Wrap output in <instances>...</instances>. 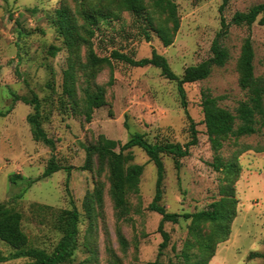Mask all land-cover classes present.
Masks as SVG:
<instances>
[{
    "label": "rangeland",
    "instance_id": "374dc122",
    "mask_svg": "<svg viewBox=\"0 0 264 264\" xmlns=\"http://www.w3.org/2000/svg\"><path fill=\"white\" fill-rule=\"evenodd\" d=\"M94 1V0H93ZM148 1V0H145ZM180 21L173 44L163 47L153 31L146 41L141 23L123 12L110 21L87 26L94 31L90 39L94 52L108 56L119 50L135 60L150 57L152 50L166 58L171 70L181 76L185 68L209 59L211 44L220 31L221 18L228 24L223 40L230 54L223 67H213L203 81L185 84L186 108L181 106L176 83L165 79L159 69L147 66L132 68L113 64L114 84L107 88V105L94 110L92 121L68 106L61 95L63 71L69 56L60 36L56 11L67 7L75 13V0H0V204L22 215L21 226L28 246L52 253L61 238L54 225L58 211L76 208L80 213L77 247L64 264H147L158 257L162 237L157 231L161 217L148 210L155 192L156 169L139 148H133V163L143 165L139 194L129 197V215L118 219L108 194L105 173L78 170L84 163V147L100 135L126 143L135 134L146 141L185 145L191 140L190 120L194 124L197 144L180 160L179 169L171 156L162 157L164 179L163 205L169 213L192 214L206 209L221 198L226 185L224 170L212 167L211 150L201 109V92L220 97L219 106L233 114L246 92L238 85L236 62L243 40L250 37L254 51V75H264V25L236 26L231 19L236 12H247L264 0H228L220 13L222 0H171ZM95 3V1L93 2ZM81 17L78 24L84 25ZM58 52L50 55V48ZM81 48V55H84ZM109 69L97 75L94 85L104 86ZM78 73V95L84 88ZM35 93L42 101L43 129L55 141L52 151L32 139L27 116L33 113L23 98ZM223 163L232 164L238 177L233 184L236 216L228 239L217 245L208 264H264V128L251 136L230 139L218 153ZM61 166H73L69 173L60 170L43 177L51 157ZM105 184L103 206L95 216L93 227L82 208L83 199L94 183ZM190 220L165 223L169 242L160 264H192L196 249L186 248L192 241ZM120 231L125 241L118 239ZM0 241V257L13 253ZM186 255L188 259H186ZM250 255L252 258H250ZM20 258L1 264H24Z\"/></svg>",
    "mask_w": 264,
    "mask_h": 264
},
{
    "label": "trees",
    "instance_id": "16d2710c",
    "mask_svg": "<svg viewBox=\"0 0 264 264\" xmlns=\"http://www.w3.org/2000/svg\"><path fill=\"white\" fill-rule=\"evenodd\" d=\"M79 3L75 13L67 7L56 11L60 36L69 54L67 67L63 71L61 95L66 98L68 106L80 113L86 123L92 121L94 110L107 105L106 91L114 84L113 64L123 63L132 68L152 66L160 70L161 75L176 83L181 106L186 108L185 84L206 80L213 67H223L230 59L228 50L223 45V40L228 34V24L221 18V29L216 34L211 44L212 56L206 61L184 69L181 76H177L170 68L167 60L162 55L152 50L150 57L135 60L128 54L119 50H112L108 56H98L90 43L94 31L87 26H95L99 21H110L118 18L120 13L126 12L137 22L141 23V33L146 41H150L149 31H153L163 47L173 44L179 30L180 21L177 7L171 0H75ZM228 0H222L220 13H223ZM261 16L258 24L264 25V3L255 5L247 12H236L231 24L251 27ZM78 17L85 22L78 24ZM83 48L84 55H81ZM50 55L55 56L58 49L51 47ZM254 51L250 37L243 40L239 57L236 62L238 85L246 92V100L239 103L233 114L227 108L219 106L220 97H213L209 92H201V109L206 135L213 151L214 163L212 167L226 174V185L220 190L221 198L211 203L206 209L192 214L169 213L161 205L162 188L164 179V165L162 157L171 156L176 169H179L180 160L188 156L190 147L197 144L196 131L190 120L191 140L185 145L174 143H154L145 140L144 135L135 134L124 144L107 139L100 135L93 143L84 147V163L78 170L95 172L98 178L105 173L108 182V194L113 203L118 219L129 215V197L139 194L140 177L143 165L133 163V148H139L147 156L148 161L156 169L155 192L148 210L158 214L157 231L162 237L159 245L158 257L152 263L160 264L159 256L169 242V234L163 230L165 223L177 224L180 219L190 220L189 235L192 241L186 242V248L196 249L192 264H208L214 257L218 244L225 242L230 234V225L236 216L233 184L236 181L237 170L233 171L232 164L223 163L218 153L224 143L230 139H239L258 133L264 128V75H254ZM103 69H109V80L104 86L94 85V81ZM78 73L83 77L85 87H80L81 96L78 95ZM23 102L30 105L33 113L27 116L32 139L41 142L52 151L55 141L49 138L43 129V114L41 113L42 101L32 93L30 98H23ZM0 113V116H3ZM75 169L73 166L64 167L58 164L52 156L43 172V177L65 170L68 173ZM105 184L100 180L94 183L92 192L86 193L82 208L92 229L95 216L103 206ZM55 216L54 225L61 233V238L52 253L37 250L28 246L29 240L24 233L19 212L8 209L0 204V241L9 246L13 251L8 257H0V264L6 261L26 258L24 264H64L71 260L77 247L79 233L80 213L76 208L61 210ZM118 239L123 247L125 241L120 231ZM254 255H250L252 258ZM188 259V256L185 257Z\"/></svg>",
    "mask_w": 264,
    "mask_h": 264
}]
</instances>
